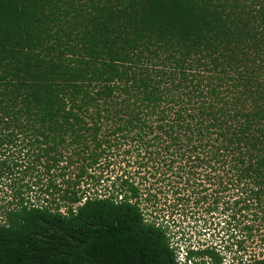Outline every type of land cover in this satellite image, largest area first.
Masks as SVG:
<instances>
[{
  "label": "trees",
  "instance_id": "1",
  "mask_svg": "<svg viewBox=\"0 0 264 264\" xmlns=\"http://www.w3.org/2000/svg\"><path fill=\"white\" fill-rule=\"evenodd\" d=\"M165 209L264 264V0H0V264H178Z\"/></svg>",
  "mask_w": 264,
  "mask_h": 264
},
{
  "label": "rangeland",
  "instance_id": "2",
  "mask_svg": "<svg viewBox=\"0 0 264 264\" xmlns=\"http://www.w3.org/2000/svg\"><path fill=\"white\" fill-rule=\"evenodd\" d=\"M163 218H159V221L162 220V225H167L168 235L173 237L171 240L174 243L172 246L175 247L178 261L180 259V248H177V245L185 248H199L202 245H210L211 243L225 246L227 244H232L236 240L235 238L231 237H241L243 235H236L234 232H227L226 229H222L223 221L221 218H215L212 222L207 221L205 224L207 228L204 230L201 226L204 224L203 220H196L194 218L182 219L176 213L171 214L170 210L165 209L162 212ZM220 223V224H219ZM226 227V226H225ZM232 234V236H230ZM264 231L260 229V232L255 233L253 238L247 241V252L246 258L249 259L250 256L253 254L258 253L260 242L259 240L263 238ZM226 241H228L226 243ZM223 244H220V243ZM178 249V250H177ZM235 247L233 246L232 251H234Z\"/></svg>",
  "mask_w": 264,
  "mask_h": 264
},
{
  "label": "clouds",
  "instance_id": "3",
  "mask_svg": "<svg viewBox=\"0 0 264 264\" xmlns=\"http://www.w3.org/2000/svg\"><path fill=\"white\" fill-rule=\"evenodd\" d=\"M181 255L183 256L182 258H183V262L185 263V264H189V262L186 260V254L183 252V251H181Z\"/></svg>",
  "mask_w": 264,
  "mask_h": 264
},
{
  "label": "built area",
  "instance_id": "4",
  "mask_svg": "<svg viewBox=\"0 0 264 264\" xmlns=\"http://www.w3.org/2000/svg\"><path fill=\"white\" fill-rule=\"evenodd\" d=\"M182 257H183V256H182L181 253H180V259H181V260L178 261V264H185V263L183 262V258H182Z\"/></svg>",
  "mask_w": 264,
  "mask_h": 264
}]
</instances>
